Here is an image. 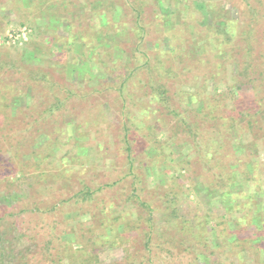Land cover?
<instances>
[{"label":"rangeland","instance_id":"374dc122","mask_svg":"<svg viewBox=\"0 0 264 264\" xmlns=\"http://www.w3.org/2000/svg\"><path fill=\"white\" fill-rule=\"evenodd\" d=\"M227 24L238 30L226 36V43L217 42L214 33ZM21 32L24 38L18 36ZM246 62L250 66H244ZM43 74L49 84L40 80ZM238 82L241 88L227 93ZM3 85H9L8 90L20 97L16 103L0 101V125L4 121L9 126L2 130L4 137L10 141L16 132L23 141L29 135L35 138L34 144L22 142L17 154L18 162L32 161V168L20 167V163L17 167L15 160L7 163L1 188L7 190L4 193H21L13 187L20 175L11 172L15 169L28 175L35 169L44 170V184L47 180L52 183L49 187L36 183L35 193L27 190L32 196L25 197L24 192L20 198L29 208L39 201L51 205L65 180L72 186L77 184L73 175L97 184L120 179L123 192L135 188L144 190L142 195L151 192L147 198H155V192L163 196L169 189L167 185L160 187L163 156L155 160L154 173L147 174L150 181H145L144 173L140 184L129 174L127 160L133 159L134 171H142L140 162L154 161L150 160L151 146L156 140L163 142L173 128L178 140V154L173 158L178 164L173 162L170 172L183 185L178 214L192 226L187 223L184 228L190 234L176 229L165 237L175 244L187 242L198 227L201 233L197 238L202 242L206 236L210 246L214 239L227 246L229 232L220 229L227 224L239 233L250 232L249 216L243 222V201H247L243 191L257 188L256 206L264 219V179L260 182L258 177V171L264 172V0H0V87ZM62 85L86 94L82 100L74 97L71 105L54 114L42 113L54 97L62 96ZM154 86L166 89L168 112ZM188 94L206 104L192 105L191 113L187 110L195 127L186 133L171 110L175 107L180 118ZM248 110L251 114L245 115ZM252 118L263 128L251 130L263 136L261 140H253L252 134L243 130L246 120ZM157 122L161 132L151 130ZM193 141L200 146L198 152ZM127 142L129 158L124 146ZM203 149L209 155L203 154ZM244 149L251 155L243 156ZM245 160L257 169L255 181H243ZM126 171L129 175H124ZM234 172L240 173L237 184L227 178ZM219 174L227 184L220 185L224 182ZM216 178L217 184L213 181ZM226 192L240 193L230 200L228 211L222 203ZM20 198L10 201L21 208ZM15 210L7 208V216ZM27 215L17 213L8 219L23 232L42 235L43 244L48 237L40 229L52 225L37 215ZM69 217L76 216L64 215ZM79 219L85 223L89 217ZM209 230L221 237L209 236ZM66 238L70 241L74 236ZM134 238L140 241L139 235ZM231 247L237 254L243 242ZM232 253L223 256L222 264H255L243 253ZM121 257L119 247L99 251L101 264L119 262Z\"/></svg>","mask_w":264,"mask_h":264},{"label":"trees","instance_id":"16d2710c","mask_svg":"<svg viewBox=\"0 0 264 264\" xmlns=\"http://www.w3.org/2000/svg\"><path fill=\"white\" fill-rule=\"evenodd\" d=\"M227 25L216 32V34L214 33L217 42L226 43L228 41L226 36L238 30L235 26ZM218 35L223 36L219 38ZM245 65L250 66L248 62L244 63V66ZM243 70L246 72L245 67H243ZM39 76L42 82L49 84L50 81L46 78V74ZM122 78L124 82L122 86H124L126 78L124 76ZM249 80L251 81L252 77H250ZM9 87V85L0 87V101L3 99L7 101V103H11L12 101L16 103L20 97L19 95L17 96V94H13V91H9ZM240 88V83L238 82L234 87L228 88L227 93H233V89ZM153 90L156 92V96L162 102L164 108H166V106H168L166 89L161 86H154ZM59 92L58 93L62 96L54 97L55 100L49 103V107L44 108L45 111L42 110V113L48 111L49 114H54V112L61 110L63 107L71 105V100L74 97H78L82 100L86 94L84 91H74L63 85L59 88ZM186 100V106L182 109L180 118V112L177 111L175 107L171 110V114L178 118L174 120L176 123H179L182 129L184 128L182 131L190 132L195 127V123L189 121L187 116L189 115L188 111L191 113L190 110L192 105L194 106L200 102L203 104L206 103L201 98L196 97L195 94H188ZM26 109L29 108L26 107ZM167 109L168 108H166V112H168ZM201 109H203V105L198 107V110ZM201 114L203 116H209V114L205 112ZM246 114L249 115L251 113L248 110L245 115ZM246 121L247 123L243 125V130H248L252 134L253 140L257 141L263 139V136H257V133L251 132L252 129L258 132L260 129L263 130V128L256 125L253 118ZM5 123L6 122L3 121V124L0 125V264H101L99 260V251L113 247L121 248V260L119 262H107L103 264H222V260H225L223 256L226 254L229 255L230 252L232 253L233 247L231 246H236L241 243V241L243 242V247L236 252L238 256L240 253H243L244 258H248L255 264H264V219H260L261 212L256 206L257 194L259 193L258 188L245 192L246 194L243 191V199L247 200L246 202L243 201V222L246 216H249L248 219L251 223L247 229L250 232L243 231V233H239L238 230H232V227L227 224H224L223 229H220L223 230V233L226 232L227 234L229 232L227 234L228 236H225V238H229V241L226 243L227 246L223 245L222 241L220 240V242L218 239H214L212 242L213 244L210 246V244L207 243L208 240H206V236L203 238L202 242L197 238L199 236L197 233H201L198 227L196 232L192 231L193 233H191V235L193 237L191 235L189 236V241L194 240L191 242L192 245L188 244L189 241L183 243L180 241L175 244V241L165 237V234L168 235L176 229H184L187 223H190V220L182 219L178 214L179 208L177 201L182 192L181 190H183V185L179 182V179L174 178L173 173L170 172V169L174 166L173 162L176 161L173 157H176L178 154V152L175 153L177 140L175 138L177 132L172 131L173 128L171 130V135L163 142L156 140L155 144L151 146L153 148L151 149L152 153H148L150 155L153 154L150 160L154 159V161H150L149 164H146L144 161V164L140 162L139 166L143 167V170L139 172V168L135 171L133 170L135 168L131 164L133 159H128L127 162H130V169L128 171L130 173L128 171L124 173V175L128 173L132 174L134 180L139 184L145 173V181L148 182L150 179L147 177V174L154 173V166H156L155 160L162 155L165 162L161 161L159 167H163L159 171V179L162 180L161 182L163 183L160 187L163 188L167 185L169 188L163 193V196L153 191L152 193L155 192V198H147V195L151 192H146L142 195L141 193H143L144 190L140 189L139 191L135 188L133 191L129 190L123 192L121 186L118 185L121 181L120 179H110L97 184L94 183L93 180L82 181L78 175H73L79 180H76L77 184H73L72 186L68 183L69 180H65L60 192H58L56 196L53 193L51 194V200H53V196H55L54 201L50 202L51 205H48L47 202L39 201L35 203L32 202L33 205L29 208L23 202V198H20L21 196L24 197V192L32 190V192L35 193L34 186L36 183L41 187H49L52 183L47 180V183L45 182L46 185L44 184L45 178L43 177L45 175L47 176L44 170L38 169L37 171V169H35L31 175H28L26 171L15 169L14 172L13 170L11 172L20 175L16 178L13 187L17 189H15L16 191L21 193H4V191L7 190L1 188V182H3L2 176H4L6 164L15 160V162L18 163L16 165L17 167H19V163L20 167H30L32 161L27 163L19 159L18 162L17 158H19V155L17 154L20 153L19 149L21 148L22 142L26 140L28 143L33 142L34 144L35 138L34 135H29V137L23 141L20 135L16 134V132H12L15 138L12 136L13 138L9 141L8 138L4 137V132H2V130L4 131V129L9 127L8 125L6 126ZM177 125H175V131H177ZM198 128L197 125L196 131ZM151 130L161 132L162 127L157 122L152 125ZM39 131L40 130H38L37 133ZM124 140L126 141L127 139ZM129 144V142L124 144L126 151H128L126 155L127 158H129L128 155L130 152ZM194 145L195 151L198 152L200 150L199 144L198 146L196 143ZM33 150L35 152V149ZM90 151L92 150H89V152ZM201 151H203V154L209 155L205 149ZM7 153H9L7 156L8 159H5L4 157ZM248 154L251 155V153L244 149L243 156H247ZM155 155H157V157L154 158ZM39 156L41 160L44 159V156ZM255 165L254 167L257 168ZM256 170L257 169L253 170L251 162L249 163L246 161L243 163V181H255V176L257 174ZM263 174L264 172L258 171L260 182L264 179ZM54 176L56 177V175L52 177ZM239 176V172H234L233 175L231 173L227 175V178L232 180V184H237L236 180H239L237 179ZM48 177H50L49 174ZM233 178H235V180ZM219 179H223L224 182L220 185L227 184L221 174H219ZM219 179L216 178L213 180L216 182L215 184L218 183ZM120 189L121 193L119 192ZM32 192H27L28 194L26 193L25 197L32 196L30 195ZM239 195L240 193L232 192L223 194L222 203L227 204L225 206L227 211L230 200L233 201L234 198L239 197ZM15 198L21 199V208L15 207L14 205L16 203L10 201L15 200ZM7 208H15L17 210L7 216ZM22 212L25 214L28 213L27 216L37 215L43 222L48 221L46 223L52 225L49 227L46 226L44 229L41 227L40 229L48 237L43 244L42 241H40V236L42 235L34 233L30 235L23 232L20 230L21 228L13 224V220L10 221L8 219V217ZM71 213L75 214L76 217H69V219L64 218L65 214ZM50 215H52V217H50ZM82 215H87L89 220L82 223L79 219ZM4 222H8L10 225L7 223L4 224ZM185 233H188V231L185 230ZM68 234L74 236V239L69 241V239L66 238ZM136 234L140 236L139 242L134 238ZM62 235L66 236L65 240L60 239ZM208 235H212L211 230L208 231ZM232 235H234V239H231ZM219 236L220 234H217V232L212 235V237L217 238ZM183 240H187V238ZM135 241L137 242L135 243ZM73 246H76L75 249ZM221 247H226L228 250H220ZM237 254L232 253V255L235 256Z\"/></svg>","mask_w":264,"mask_h":264},{"label":"built area","instance_id":"2783aa9c","mask_svg":"<svg viewBox=\"0 0 264 264\" xmlns=\"http://www.w3.org/2000/svg\"><path fill=\"white\" fill-rule=\"evenodd\" d=\"M23 30H24V28H23ZM18 36H21L22 38H24V33L21 32V35H18Z\"/></svg>","mask_w":264,"mask_h":264}]
</instances>
